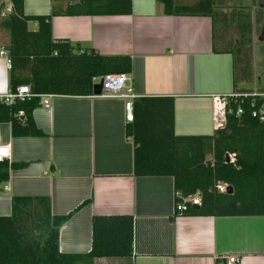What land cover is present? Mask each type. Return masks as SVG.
<instances>
[{
	"label": "crops",
	"instance_id": "0c3cea01",
	"mask_svg": "<svg viewBox=\"0 0 264 264\" xmlns=\"http://www.w3.org/2000/svg\"><path fill=\"white\" fill-rule=\"evenodd\" d=\"M66 8L51 0L23 4L25 16L51 17L55 41L129 57L127 84L139 98L174 100L176 136L214 133L215 99L235 88L232 56L213 52L210 18L166 16L156 0H132L129 16H67ZM8 72L0 58V95L9 91ZM33 120L41 136L13 138L10 126L0 125V145L11 148L8 162L25 164L0 186V217L11 215L13 198L48 200L52 216H69L59 251L72 255L90 253L94 217H131L132 256L92 264H220L225 255L264 264V217L176 216L171 177L134 175L122 100L57 96L48 107L40 104Z\"/></svg>",
	"mask_w": 264,
	"mask_h": 264
},
{
	"label": "trees",
	"instance_id": "16d2710c",
	"mask_svg": "<svg viewBox=\"0 0 264 264\" xmlns=\"http://www.w3.org/2000/svg\"><path fill=\"white\" fill-rule=\"evenodd\" d=\"M13 12L0 19L8 38L5 50L11 58L9 91L28 87L32 95L6 106L0 102V125L10 126L13 138L38 137L33 112L41 95L93 96L94 79L133 72L132 60L123 56H101L51 36L50 16H25L24 0H10ZM66 3L67 16H129L132 0H51ZM166 16L207 17L212 24V49L233 60L237 94L251 92L253 23L250 9H233L229 14L217 7L224 0H156ZM241 10H240V9ZM55 14V12H53ZM262 20L261 16L257 19ZM36 27L32 29V24ZM233 28L235 40L226 39ZM244 83L243 87H239ZM250 99H229L225 123L211 136L179 137L174 133V100L143 97L133 103V121L126 136L134 146L136 177H171L175 207L183 199L199 195V208L186 204L176 216L264 217V123L252 117ZM241 109L242 113L237 115ZM23 112L22 117L18 113ZM211 161H207V157ZM25 164L0 163V186L12 169ZM225 184L226 193L217 185ZM232 190L229 193V190ZM69 216H52L49 202L42 198L12 199L11 215L0 217V264H92L95 259L130 258L133 254V219L94 217L91 251L87 255L59 251L60 228Z\"/></svg>",
	"mask_w": 264,
	"mask_h": 264
},
{
	"label": "built area",
	"instance_id": "2783aa9c",
	"mask_svg": "<svg viewBox=\"0 0 264 264\" xmlns=\"http://www.w3.org/2000/svg\"><path fill=\"white\" fill-rule=\"evenodd\" d=\"M13 12V6L10 0H0V19L7 17ZM36 26V24L34 23ZM0 58L4 59L8 69L11 68V58L8 52L4 48H0ZM129 76L126 74L107 75L94 79V85L101 83L102 92L99 96L101 99H119L124 103L125 122L131 123L133 121V103L138 99V95L135 93L131 85H128ZM35 97L30 92L28 87H19L15 92L8 91L5 95H0V102H3L6 106L11 105L14 101H24ZM41 99V105L48 107L50 100L56 98L55 95H41L38 96ZM241 97L242 99L251 100L252 117L259 119L264 123V92H245V93H233L225 97L215 99V113L218 117L217 128H222L225 123V107L229 99H236ZM242 110L237 111V115L241 114ZM23 112L18 113V117H22ZM11 158L10 145H0V163L9 161ZM7 189V188H6ZM217 190L220 193H226L228 187L225 184L217 185ZM199 205V195L191 196L183 199L182 203L175 207V213H180L185 210L186 204ZM220 264H240V258L237 255H225L220 259Z\"/></svg>",
	"mask_w": 264,
	"mask_h": 264
},
{
	"label": "rangeland",
	"instance_id": "374dc122",
	"mask_svg": "<svg viewBox=\"0 0 264 264\" xmlns=\"http://www.w3.org/2000/svg\"><path fill=\"white\" fill-rule=\"evenodd\" d=\"M185 3H191L194 0H181ZM241 7V9H250L251 21L253 23V54H252V81L249 85L251 92H264V43L258 41L261 26L264 21V10L260 9L257 4V0H224L221 6L217 7L218 10L223 13L229 14L233 9ZM240 9V8H239ZM240 9V10H241ZM262 18L259 22L257 19ZM31 27V26H29ZM235 34L233 28H229L226 33V39L230 41L235 40ZM0 45H7L5 33L0 28ZM241 87L244 83L239 84ZM207 161H211V157H207Z\"/></svg>",
	"mask_w": 264,
	"mask_h": 264
},
{
	"label": "water",
	"instance_id": "95a60500",
	"mask_svg": "<svg viewBox=\"0 0 264 264\" xmlns=\"http://www.w3.org/2000/svg\"><path fill=\"white\" fill-rule=\"evenodd\" d=\"M258 7L262 10H264V0H257ZM258 41L264 43V21L261 26L260 34L258 36ZM102 92V84H96L93 87V96H99ZM232 190H229V193H231ZM193 208L198 209V205H194Z\"/></svg>",
	"mask_w": 264,
	"mask_h": 264
}]
</instances>
